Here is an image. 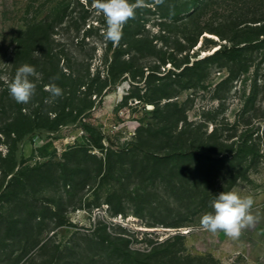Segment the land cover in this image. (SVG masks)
Here are the masks:
<instances>
[{
    "label": "rangeland",
    "instance_id": "rangeland-1",
    "mask_svg": "<svg viewBox=\"0 0 264 264\" xmlns=\"http://www.w3.org/2000/svg\"><path fill=\"white\" fill-rule=\"evenodd\" d=\"M189 5L164 0L142 9L141 33L130 30L129 43L109 58L106 21L91 0H0V161L6 122L19 107L48 114L56 108L45 90L55 81L49 79L55 61L85 80L84 86L55 83L60 98L75 96L74 104L115 62V90L91 96L98 106L87 115L120 154L106 166L104 152L81 148L87 133L79 126L26 141L25 182L0 201V264H264V233H256L264 213L236 241L199 229L229 181L235 180L225 192L242 196L264 186V42L241 61L215 56L195 63L230 39L255 37V25H264V0ZM24 64L38 73L26 105L10 97L6 83ZM250 129L258 135L247 134ZM242 139L255 142L257 151L222 165L190 156L154 160L136 148L140 141L162 153L177 141L229 151ZM12 218L22 221L7 224ZM233 242L239 247H228Z\"/></svg>",
    "mask_w": 264,
    "mask_h": 264
},
{
    "label": "trees",
    "instance_id": "trees-1",
    "mask_svg": "<svg viewBox=\"0 0 264 264\" xmlns=\"http://www.w3.org/2000/svg\"><path fill=\"white\" fill-rule=\"evenodd\" d=\"M199 1L200 0H190L189 8H193V10H195V8H197V5L199 4ZM132 2H134V0H132ZM148 2L151 3V0H148ZM245 21L256 22L260 20ZM145 22L146 20L144 19L142 9H137L135 18L130 19L124 26L123 36L118 46H114L111 41L106 40L104 47L106 55L109 58H114L117 52L123 49L124 44L129 43L127 41V36L129 35L130 30H133L134 28L133 31H135V34H140V27L144 26ZM263 26L264 25H262L261 23L255 25V28L258 31L255 37L249 38L246 36L236 41L230 39V43L220 44L219 47H217L211 54H208L203 58L196 59L195 63L197 64L199 62H206L211 58H214L215 56H221L223 58L234 61H241V59H243L244 57L245 52L249 48L259 46L262 42H264ZM260 35L262 36L260 37ZM134 40L137 41L138 39L134 38L133 41ZM20 53H22V51H18V54ZM50 58L52 59L53 57L51 56ZM52 65L53 73L49 75V79L54 78V83L59 84L60 86L67 84L69 86H84L86 84L83 78H77L73 76L71 72H64L58 61L53 62ZM115 65L116 64L114 61H110L106 64V66L103 67V78H101L100 74H98L99 76L97 78V81H95L96 85H94L95 83L88 84L87 88L81 93V98L79 99V102H77V104H74L75 96H66L63 98L59 97L57 98L55 103L56 108L54 110H50L51 114H48V112L43 113L39 110H31L29 108H27L26 112H23L22 108L19 107L18 114L15 115L11 120L6 122V128L4 130V145L6 147V153L2 156L0 161V201H6L5 198L7 199V192L9 191L11 186L15 185L17 187V184L25 182H23V179L25 178V171L22 170L21 166L24 163V159L22 156V146L26 141L31 140L35 136H38L41 139L49 136L57 137L62 127L79 126L87 133V141L83 146H81V148L86 147L87 149H99L100 151L104 152L106 155V166L112 156H120L119 151L114 148V146L119 147V145H116L114 143V141L111 139V136L101 133L102 129L99 126L92 124L90 117L87 115L88 111L98 106L94 103L95 100L91 99V96L95 95V97H97L101 89H105L106 93L115 90L117 81L119 80V75L115 70ZM243 65L245 67H248V64ZM52 76L54 77L51 78ZM185 119L186 116L183 118H179L178 121H182ZM255 132L258 135L259 132L256 129H250L247 134H252ZM103 138H106L108 144L102 142ZM247 140L248 139H242L241 141L234 142L229 151L223 149L212 150L200 144L192 145V143L189 146L184 147L177 141L171 142L170 149L162 153H158L156 150H153L149 147H144L142 142L140 141H138V143L136 142V148L148 154L151 159L154 160H167L168 158L172 157L181 159L182 157L190 156L197 159L198 162H206L208 160L214 165H222L225 162L233 161L234 159H238L239 163H242L246 155L255 153L257 151L256 143L250 142L249 144L248 142H246ZM9 175L10 178L5 183V180ZM234 182L235 180L229 181V184L227 185L225 191L228 190L234 184ZM28 220V218L24 219L25 222L30 221ZM20 221L22 220L12 218L7 221V224L13 223V225L15 226L16 222ZM24 234H26V232H24ZM7 238H10L9 234L7 235Z\"/></svg>",
    "mask_w": 264,
    "mask_h": 264
},
{
    "label": "clouds",
    "instance_id": "clouds-1",
    "mask_svg": "<svg viewBox=\"0 0 264 264\" xmlns=\"http://www.w3.org/2000/svg\"><path fill=\"white\" fill-rule=\"evenodd\" d=\"M164 0H91L96 15H102L106 21L105 40L118 45L123 36V28L130 19H134L137 9L160 5ZM38 53V52H37ZM39 54V53H38ZM34 66H20L13 78L6 81L10 97L18 104H28L36 94V84L30 79L37 77ZM53 102L63 95V90L55 83L45 86ZM255 201L251 195H240L237 191H223L211 202L213 211L203 214L199 229L216 235L223 232L227 237L239 240L243 231L255 225L260 217L253 214Z\"/></svg>",
    "mask_w": 264,
    "mask_h": 264
},
{
    "label": "crops",
    "instance_id": "crops-1",
    "mask_svg": "<svg viewBox=\"0 0 264 264\" xmlns=\"http://www.w3.org/2000/svg\"><path fill=\"white\" fill-rule=\"evenodd\" d=\"M254 205L253 209H256L258 216L262 215L264 213V186L258 187L256 191L254 192ZM257 234H263L264 233V224L259 225L256 230ZM231 245L228 246L230 248L235 247L238 248L239 244L230 243Z\"/></svg>",
    "mask_w": 264,
    "mask_h": 264
}]
</instances>
